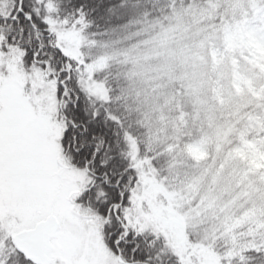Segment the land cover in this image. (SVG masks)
Here are the masks:
<instances>
[{"label":"trees","instance_id":"trees-1","mask_svg":"<svg viewBox=\"0 0 264 264\" xmlns=\"http://www.w3.org/2000/svg\"><path fill=\"white\" fill-rule=\"evenodd\" d=\"M30 2L25 11L35 13L39 31L22 21L23 37L19 27L13 32L15 46L31 63L42 44L40 61L62 65L53 79L70 80L67 90L78 96L80 109L99 115L115 157L113 179L125 173L122 216L126 230L139 238L136 264H183L162 234L133 228L131 213L151 184V171L176 186L192 181L201 193L228 187L232 208L222 218L231 224L255 197L264 198V0H43L54 9L52 23L79 29L88 39L83 62L60 50L42 11ZM84 80L100 85L104 97L89 95ZM78 205L100 216L87 202ZM237 224L231 239L215 234L223 240H215L222 263L264 264L263 236L254 233L259 227ZM8 264L25 262L13 256Z\"/></svg>","mask_w":264,"mask_h":264},{"label":"rangeland","instance_id":"rangeland-1","mask_svg":"<svg viewBox=\"0 0 264 264\" xmlns=\"http://www.w3.org/2000/svg\"><path fill=\"white\" fill-rule=\"evenodd\" d=\"M12 3L13 0H0V11L10 10ZM33 3L38 5L37 10L42 11V21L55 34L56 45L60 50L75 61L83 62L81 52L88 45V39L82 31L56 26L49 17L54 11L53 7L43 4V0H34ZM6 38L9 39L7 26L0 30V42ZM5 48L8 50L0 49V103H6L17 110L32 131L51 134L64 105L63 97L58 96L61 82L53 79L57 75L55 69L58 66H54L53 60L49 58L45 63L51 61V67L42 70L25 60L27 52L20 47L5 45ZM86 81H83L84 90L101 100L104 91L100 85ZM157 128L162 131L161 126ZM159 137L164 139L165 136L160 134ZM47 146L49 150L55 147L51 141H48ZM65 180L70 185L79 180L81 190L87 187L83 176H75L71 172L66 173ZM148 180L151 182L149 188L138 198L131 213L133 228L162 234L183 260V264H224L215 251V240H223L215 239V234L220 230L223 238H233L238 222L242 226L252 224L259 227L254 233L259 235L261 232L264 242L263 196L255 197L249 210L242 212L241 219L231 224L222 218L232 208L227 205L228 198L233 195L228 187L201 193L199 188L193 187L192 181L188 186H176L171 184L173 180L170 179L156 180L152 171ZM177 180L174 182H178ZM80 206L76 204L73 208L63 200L58 203L61 215L66 216L71 224L63 226L56 242L50 243L48 256L51 264H55L56 260H61L62 264H130L118 250L105 243L102 235L104 219ZM22 211L23 209L7 202L0 203L1 236L8 234L14 238L22 232L32 230L21 227ZM217 216L222 219L217 221Z\"/></svg>","mask_w":264,"mask_h":264},{"label":"snow or ice","instance_id":"snow-or-ice-1","mask_svg":"<svg viewBox=\"0 0 264 264\" xmlns=\"http://www.w3.org/2000/svg\"><path fill=\"white\" fill-rule=\"evenodd\" d=\"M34 16L33 11H25V0H13L10 10L0 11V30L7 26L10 37L0 42V49L8 50L5 45L17 44V37L13 35L16 27L23 37L22 21L38 32ZM43 47L41 44L40 50L32 53V64L42 70L51 67V61L47 64L40 61ZM60 67L55 71L59 72ZM68 75L61 73V77ZM69 83L70 80L63 81L58 88V96L63 97L64 105L51 134L32 131L17 110L0 103V203L7 202L23 209L21 227L36 230L41 243H55L61 228L71 224L61 215L58 203L63 200L74 208L76 204L87 202L108 221L105 225L108 243L127 253L136 264L139 238L126 230L122 216L128 195L123 187L125 173L122 170L116 177L119 182L113 179L115 157L109 154L108 142L98 126L100 117L80 109L78 96L67 90ZM48 141L54 149L49 150ZM67 172L83 176L87 187L81 190L79 180L68 184L65 180ZM113 189L116 190L115 197ZM13 256H19L25 264H33L32 257L17 247L13 237L4 234L0 237V264H8ZM55 264H62V261L56 260ZM139 264L146 262L141 260Z\"/></svg>","mask_w":264,"mask_h":264},{"label":"water","instance_id":"water-1","mask_svg":"<svg viewBox=\"0 0 264 264\" xmlns=\"http://www.w3.org/2000/svg\"><path fill=\"white\" fill-rule=\"evenodd\" d=\"M14 241L18 248L32 257L35 264H51V259L48 257L50 243H41L36 230L22 232L15 236ZM120 257V255H119ZM118 260L120 261V258Z\"/></svg>","mask_w":264,"mask_h":264}]
</instances>
